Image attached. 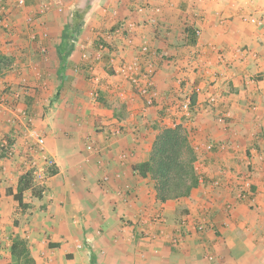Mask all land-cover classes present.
<instances>
[{
	"label": "crops",
	"instance_id": "0c3cea01",
	"mask_svg": "<svg viewBox=\"0 0 264 264\" xmlns=\"http://www.w3.org/2000/svg\"><path fill=\"white\" fill-rule=\"evenodd\" d=\"M0 1L11 62L0 74V144L13 143L0 156V264H18L14 236L35 264H264V0ZM136 57L156 69L151 104L124 71ZM175 125L199 184L162 203L133 166ZM31 167L57 172L42 198L23 194L21 211L6 189ZM246 179L252 195L240 200Z\"/></svg>",
	"mask_w": 264,
	"mask_h": 264
},
{
	"label": "trees",
	"instance_id": "16d2710c",
	"mask_svg": "<svg viewBox=\"0 0 264 264\" xmlns=\"http://www.w3.org/2000/svg\"><path fill=\"white\" fill-rule=\"evenodd\" d=\"M83 12L73 13L74 21L82 18ZM8 57L0 52V74L8 69ZM29 107V102L26 101ZM27 112V110H26ZM8 139V138H7ZM9 145H13L8 139ZM0 156L5 153L1 148ZM196 154L191 147L188 135L183 125H175L161 129L155 136L149 158L133 166V170L141 177H149L153 181L156 199L159 202L187 198L199 184V176L195 170ZM57 170L48 167V176L56 174ZM44 188L34 182L32 170L29 169L18 179L16 187L7 188L6 195H10L18 204V209L25 211L29 205L24 202L23 194L30 191L32 196L40 199ZM11 254L18 264H35L31 258L25 239L14 236L11 244Z\"/></svg>",
	"mask_w": 264,
	"mask_h": 264
},
{
	"label": "built area",
	"instance_id": "2783aa9c",
	"mask_svg": "<svg viewBox=\"0 0 264 264\" xmlns=\"http://www.w3.org/2000/svg\"><path fill=\"white\" fill-rule=\"evenodd\" d=\"M0 5L2 6L1 1H0ZM139 10L141 11L142 9L140 8ZM97 50H98V54L101 55L104 52H106V47L103 44H99L97 46ZM147 54H148V48L146 46H143L140 50L139 55L147 56ZM141 64H142L141 59H139V57H136L135 63H133L127 68L124 67V71L126 72L127 80L130 83V85L134 89H136L140 95L147 98L148 104H151L152 99L155 96L153 91V81H154V74L156 73V69L152 63H148L144 67H142ZM120 68L122 70V66ZM211 102H213V100H211ZM190 110H191V101L189 98H185L180 104V111L184 116L190 117ZM21 117L23 118V126L25 127L26 130H29V132H31L32 131L31 126L33 124L32 117L26 111H21ZM42 144H43V139L37 137V145L40 146ZM0 146L3 152L5 153V157H11L13 155V146L9 145L8 139L6 138L3 139L1 141ZM211 148H212L211 146H208V149ZM30 169L32 170V175L35 184L40 188H44L45 180L48 177L46 171L38 170L33 167H31ZM249 195H252L251 183L249 179H246L245 182H242L239 186L237 198L240 200H245ZM153 221L160 224L161 219L156 217L153 219ZM192 226L195 230H202L203 227L206 226L205 218H203L200 222Z\"/></svg>",
	"mask_w": 264,
	"mask_h": 264
},
{
	"label": "rangeland",
	"instance_id": "374dc122",
	"mask_svg": "<svg viewBox=\"0 0 264 264\" xmlns=\"http://www.w3.org/2000/svg\"><path fill=\"white\" fill-rule=\"evenodd\" d=\"M7 61H8V64H9V66L11 65V62H10V59H9V57H8V59H7ZM29 114V113H28ZM31 117H33V114H29Z\"/></svg>",
	"mask_w": 264,
	"mask_h": 264
}]
</instances>
